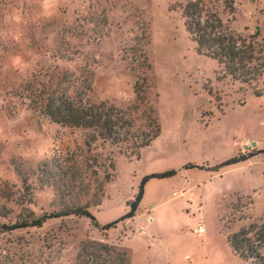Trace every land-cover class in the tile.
<instances>
[{"label": "rangeland", "instance_id": "rangeland-1", "mask_svg": "<svg viewBox=\"0 0 264 264\" xmlns=\"http://www.w3.org/2000/svg\"><path fill=\"white\" fill-rule=\"evenodd\" d=\"M189 1L0 0V229L52 216L41 227H5L0 264H118L117 252L130 264H250L227 235L264 218V152L217 175L207 169L264 149V73L232 77L199 54L182 16ZM204 1L264 46V0H233L234 11ZM63 94L123 110L136 104L135 131L153 108L160 135L140 148L97 138L88 152L86 129L39 109L41 97ZM73 153L76 183L55 184L45 170ZM169 169L176 175L145 183L132 219L102 229L129 210L144 175ZM82 205L95 221L63 215Z\"/></svg>", "mask_w": 264, "mask_h": 264}, {"label": "trees", "instance_id": "trees-1", "mask_svg": "<svg viewBox=\"0 0 264 264\" xmlns=\"http://www.w3.org/2000/svg\"><path fill=\"white\" fill-rule=\"evenodd\" d=\"M230 10L234 11L233 0H222ZM182 16L184 18V26L192 41L196 44V50L199 54L206 55L215 59L219 64H222L226 71L232 76L239 79L246 77L257 78L264 73V46L256 40L257 35H250L249 38L243 37L240 34L229 29L222 21L220 16L214 9L206 6L204 0H191L182 7ZM211 94L210 89L207 90ZM136 100L143 99V89L139 88L138 84L134 85ZM260 96V92L255 93ZM40 98V97H39ZM43 103H40L39 109L50 120L66 125L69 127H80L86 129L84 134V145L86 150L90 152L92 143L101 138L103 141L109 140L116 144L124 140H133L135 147L140 148L148 146L150 142L156 139L161 132V126L158 122L156 112L153 108H149V113L146 116L148 121L145 130H133L134 124L128 117L129 111L137 108V105L127 107L125 110L119 109L107 101L99 103L84 100L81 97L71 98L66 95L47 96ZM38 100H34V105H37ZM263 150H255L254 152L243 154L241 152L229 157L213 166H210L209 171H218L224 166L233 165L242 161H246L254 157ZM69 156H59L61 163L51 164L45 170L52 181L64 183L70 181L73 185L76 183L80 168L73 154ZM75 156V155H74ZM186 164L184 167H187ZM91 172L96 175V170ZM176 169H169L159 173H150L142 177L138 186V192L134 195L132 202L129 205V210L119 218L112 220L102 226L103 230H108L114 227L119 221L132 219L138 209V206L143 198L144 185L152 178H167L176 175ZM105 179H109V175H105ZM69 183V182H68ZM65 186V185H64ZM76 214L91 217L95 221L94 216L88 212V205L67 207L63 215ZM60 214H57V216ZM52 217L51 215H43L39 218L23 220L22 222L14 223L10 226L3 224L0 232L27 226L41 227L45 219ZM97 226V224H95ZM227 242L232 252L241 260L249 261L250 264H264V218L259 224L251 223L248 227H241L238 231L227 235ZM101 248L106 247L98 244ZM123 255V259L119 257L118 264H130L124 252H117ZM108 261L111 263L116 257H112L105 252Z\"/></svg>", "mask_w": 264, "mask_h": 264}, {"label": "crops", "instance_id": "crops-1", "mask_svg": "<svg viewBox=\"0 0 264 264\" xmlns=\"http://www.w3.org/2000/svg\"><path fill=\"white\" fill-rule=\"evenodd\" d=\"M254 142V141H253ZM251 146L253 147V145H252V143H251ZM243 149H244V147L242 146L241 147V149L240 150H242L243 151ZM255 149L256 150H260V148H256L255 147ZM261 149H263V148H261ZM247 161V160H246ZM246 161H242V162H239V163H236V164H242V163H244V162H246ZM234 165V164H233ZM223 168V167H222ZM222 168H220L218 171H213V172H215V175H217V174H219V173H221L223 170H222ZM204 226V225H203ZM205 232H206V229H205V227H204V232L203 233H201V234H198V235H204L205 234ZM228 243V242H227Z\"/></svg>", "mask_w": 264, "mask_h": 264}, {"label": "built area", "instance_id": "built-area-1", "mask_svg": "<svg viewBox=\"0 0 264 264\" xmlns=\"http://www.w3.org/2000/svg\"><path fill=\"white\" fill-rule=\"evenodd\" d=\"M204 232V226L202 224H198L196 229H195V233L196 234H201Z\"/></svg>", "mask_w": 264, "mask_h": 264}, {"label": "water", "instance_id": "water-1", "mask_svg": "<svg viewBox=\"0 0 264 264\" xmlns=\"http://www.w3.org/2000/svg\"><path fill=\"white\" fill-rule=\"evenodd\" d=\"M252 145L255 146L256 145L255 142H252Z\"/></svg>", "mask_w": 264, "mask_h": 264}]
</instances>
